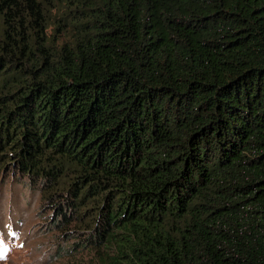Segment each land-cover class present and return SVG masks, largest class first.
I'll return each instance as SVG.
<instances>
[{"label":"trees","instance_id":"obj_1","mask_svg":"<svg viewBox=\"0 0 264 264\" xmlns=\"http://www.w3.org/2000/svg\"><path fill=\"white\" fill-rule=\"evenodd\" d=\"M0 165L98 264H264V0H0Z\"/></svg>","mask_w":264,"mask_h":264},{"label":"rangeland","instance_id":"obj_2","mask_svg":"<svg viewBox=\"0 0 264 264\" xmlns=\"http://www.w3.org/2000/svg\"><path fill=\"white\" fill-rule=\"evenodd\" d=\"M3 167L0 165V264H98L95 250L83 247L88 237L85 224L78 223V239L83 240L77 242L76 229L61 237L63 232L53 226L58 208L30 187L26 177ZM89 217L86 214L84 221Z\"/></svg>","mask_w":264,"mask_h":264},{"label":"snow or ice","instance_id":"obj_3","mask_svg":"<svg viewBox=\"0 0 264 264\" xmlns=\"http://www.w3.org/2000/svg\"><path fill=\"white\" fill-rule=\"evenodd\" d=\"M0 247H3V239H0ZM7 252V249H5V253ZM3 258V255H0V259Z\"/></svg>","mask_w":264,"mask_h":264}]
</instances>
